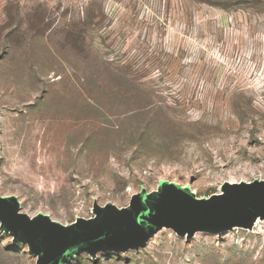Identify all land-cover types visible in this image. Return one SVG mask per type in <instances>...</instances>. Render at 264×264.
Masks as SVG:
<instances>
[{"label":"rangeland","instance_id":"374dc122","mask_svg":"<svg viewBox=\"0 0 264 264\" xmlns=\"http://www.w3.org/2000/svg\"><path fill=\"white\" fill-rule=\"evenodd\" d=\"M256 178L264 0H0V194L22 213L68 225L161 180L208 198ZM234 227L70 264H264V218ZM0 264L36 257L0 230Z\"/></svg>","mask_w":264,"mask_h":264},{"label":"water","instance_id":"95a60500","mask_svg":"<svg viewBox=\"0 0 264 264\" xmlns=\"http://www.w3.org/2000/svg\"><path fill=\"white\" fill-rule=\"evenodd\" d=\"M222 191L197 198L187 186L161 180L156 190L134 193L126 207L95 203V217L68 225L41 212L30 217L20 211L16 196L0 194V230L26 244L36 264H70L82 253L95 257L144 247L161 227L190 238L197 231L251 228L257 217L264 218V179L225 182Z\"/></svg>","mask_w":264,"mask_h":264},{"label":"bare ground","instance_id":"6f19581e","mask_svg":"<svg viewBox=\"0 0 264 264\" xmlns=\"http://www.w3.org/2000/svg\"><path fill=\"white\" fill-rule=\"evenodd\" d=\"M259 156H260V155H259ZM231 180H234V178H231ZM232 183H234V182L232 181ZM237 183H238V182H237ZM260 219H261L260 217H257V218L253 221L251 229L254 228V227L257 225V223L259 222ZM162 228H165V227H161L159 230H161ZM234 228H235V227L233 226L232 230H233ZM159 230H158V231H159ZM158 231H157V232H158ZM157 232H156V233H157Z\"/></svg>","mask_w":264,"mask_h":264}]
</instances>
